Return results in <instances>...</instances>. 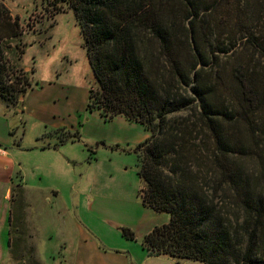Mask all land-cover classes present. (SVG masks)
Masks as SVG:
<instances>
[{
	"label": "rangeland",
	"instance_id": "374dc122",
	"mask_svg": "<svg viewBox=\"0 0 264 264\" xmlns=\"http://www.w3.org/2000/svg\"><path fill=\"white\" fill-rule=\"evenodd\" d=\"M181 1L160 0L162 22L177 46L195 50L196 70L203 68L202 83L212 88V110L225 114L221 128L259 185L264 0H194L193 28ZM55 2L0 0L2 64L11 86L5 94L11 99L0 101L13 132L7 151L15 153L11 160L23 188L0 237V264H203L148 256L142 247L144 236L169 221L142 200L137 147L150 132L123 115L107 119L88 107L89 91L97 87L84 40L72 10ZM180 60L191 62L183 51ZM24 74L31 86L21 96L15 88H24L16 84ZM239 80L255 85L254 103L242 100ZM219 197L218 208L233 217L234 208Z\"/></svg>",
	"mask_w": 264,
	"mask_h": 264
},
{
	"label": "trees",
	"instance_id": "16d2710c",
	"mask_svg": "<svg viewBox=\"0 0 264 264\" xmlns=\"http://www.w3.org/2000/svg\"><path fill=\"white\" fill-rule=\"evenodd\" d=\"M55 1L72 10L84 40L97 87L89 91L88 107L107 119L123 115L150 132L137 147L142 200L169 221L144 236L148 256L264 264V177L256 185L241 167L243 157L220 125L225 114L212 110V88L202 83L203 68L196 70L195 50L176 45L156 6L160 0ZM182 1L193 28L195 1ZM182 51L190 63L183 65ZM16 52L21 59L23 49ZM2 59L0 47V96L8 101ZM16 84L24 85L15 88L21 96L31 86L27 74ZM239 85L242 100L254 103L255 85ZM217 196L234 208L233 217L218 208Z\"/></svg>",
	"mask_w": 264,
	"mask_h": 264
},
{
	"label": "crops",
	"instance_id": "0c3cea01",
	"mask_svg": "<svg viewBox=\"0 0 264 264\" xmlns=\"http://www.w3.org/2000/svg\"><path fill=\"white\" fill-rule=\"evenodd\" d=\"M5 111L6 106L0 101V237H5L7 222L12 213V205L18 192L23 190L21 179L18 177L14 162L11 160L15 153L7 151V148L12 145L13 132L10 131V122ZM16 180L17 182H15Z\"/></svg>",
	"mask_w": 264,
	"mask_h": 264
}]
</instances>
